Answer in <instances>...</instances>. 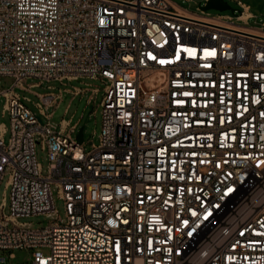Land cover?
<instances>
[{
  "label": "built area",
  "instance_id": "built-area-1",
  "mask_svg": "<svg viewBox=\"0 0 264 264\" xmlns=\"http://www.w3.org/2000/svg\"><path fill=\"white\" fill-rule=\"evenodd\" d=\"M236 3L208 15L171 0H0V251L30 253L0 264H264V21L247 25ZM78 77L103 82L88 149L75 122H49L61 89L34 92L38 114L13 90ZM51 185L64 220L23 226L57 213Z\"/></svg>",
  "mask_w": 264,
  "mask_h": 264
},
{
  "label": "rangeland",
  "instance_id": "rangeland-1",
  "mask_svg": "<svg viewBox=\"0 0 264 264\" xmlns=\"http://www.w3.org/2000/svg\"><path fill=\"white\" fill-rule=\"evenodd\" d=\"M173 3L179 7L194 13H199L198 5L203 3L204 0H171ZM231 8L238 9V4L236 0H224ZM248 6V11L251 16L246 19V24L249 26H260L261 22L264 21V0H239ZM203 13L208 15L215 14H229L233 15V11L230 8L223 10H217L213 8H208L203 10ZM242 22V21H237ZM36 78H26L23 84L27 85L31 82H35ZM11 78L8 76H0V89L5 88L9 85ZM103 86V82L100 78H89V77H78L71 80H48L42 81L38 85L32 86L31 91L24 90L19 87H14L13 90L19 96V99L28 108L37 113V108L34 105V101L37 100V96L34 92H46V91H58L61 89V98L57 106L49 107L47 111H51L49 117V122L54 125L55 128H59V121L61 118L69 119L68 124L76 123L75 131L71 135H75L76 130L79 126H82L83 135V145L85 149L90 147V142L96 143L98 133L100 130V105L98 104L100 100V91ZM78 87L82 89V92L76 94L72 93V90ZM97 87L98 92L95 97L88 102H86L88 96L90 95V88ZM27 97L28 99H25ZM4 97L0 95V123L5 127L3 132V141L6 142L9 137V115L4 108ZM38 114V113H37ZM44 121L45 117L39 115ZM34 153L36 161L39 163L40 171L42 174L46 173L47 169V151L46 147H41L39 142L35 143ZM8 174V168L5 169L4 173L0 178V201H3L2 211L4 214L9 213V186L6 184ZM51 193L53 198V205L57 213L45 214H32L28 216H17L16 220L21 222L23 226L30 228H37L46 224L49 220L55 219L57 216L64 220L63 215V203L62 199L57 196L56 187L51 185ZM5 224L10 226L11 223L6 221ZM7 252L12 253V257L8 258L11 263H22L29 259V250L24 248H14L8 251L1 252L5 256Z\"/></svg>",
  "mask_w": 264,
  "mask_h": 264
},
{
  "label": "water",
  "instance_id": "water-1",
  "mask_svg": "<svg viewBox=\"0 0 264 264\" xmlns=\"http://www.w3.org/2000/svg\"><path fill=\"white\" fill-rule=\"evenodd\" d=\"M200 10H205L208 8H213L217 10H223L226 8L232 9L224 0H204L203 4L198 5ZM82 126H79L75 133L76 142L80 143L82 141Z\"/></svg>",
  "mask_w": 264,
  "mask_h": 264
}]
</instances>
